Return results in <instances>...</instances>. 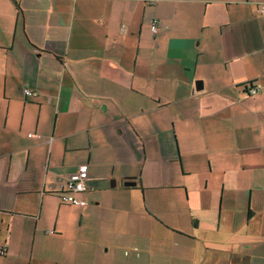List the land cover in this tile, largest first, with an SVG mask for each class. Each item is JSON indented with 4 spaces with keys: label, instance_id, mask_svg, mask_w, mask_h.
Here are the masks:
<instances>
[{
    "label": "crops",
    "instance_id": "crops-1",
    "mask_svg": "<svg viewBox=\"0 0 264 264\" xmlns=\"http://www.w3.org/2000/svg\"><path fill=\"white\" fill-rule=\"evenodd\" d=\"M261 3L0 0V264H264Z\"/></svg>",
    "mask_w": 264,
    "mask_h": 264
},
{
    "label": "built area",
    "instance_id": "built-area-1",
    "mask_svg": "<svg viewBox=\"0 0 264 264\" xmlns=\"http://www.w3.org/2000/svg\"><path fill=\"white\" fill-rule=\"evenodd\" d=\"M259 11L264 12V3H261L259 5ZM149 27L153 33H157L159 31V26L157 24L156 18H153L150 21ZM250 90L253 94L257 93L256 88H251ZM23 92L25 95L33 94V92L28 88H24ZM31 134L34 135L33 133H29L30 136H31ZM86 176H87V165L82 164L79 167V170H78L76 177L68 179L67 189L58 193L59 199L62 203L83 204V201L80 200L75 195H73V193L74 192H80V191H83L85 189V187H86V185H85Z\"/></svg>",
    "mask_w": 264,
    "mask_h": 264
}]
</instances>
